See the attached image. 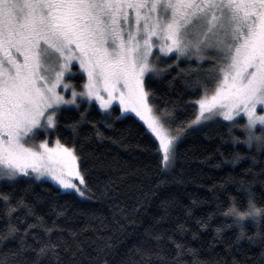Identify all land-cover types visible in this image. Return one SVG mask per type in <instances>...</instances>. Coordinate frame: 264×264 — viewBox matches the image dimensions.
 <instances>
[{
	"label": "snow or ice",
	"instance_id": "obj_1",
	"mask_svg": "<svg viewBox=\"0 0 264 264\" xmlns=\"http://www.w3.org/2000/svg\"><path fill=\"white\" fill-rule=\"evenodd\" d=\"M154 49L159 54L156 59L174 56L176 67L181 57L190 55L214 65L190 70L204 72V79L193 85L204 94L193 105H198V114L184 128L175 129V135L153 115L149 103L152 93L146 78L150 84L173 67H156L152 62ZM206 51L215 57H205L202 53ZM74 67L80 73L81 91L65 82L68 75H76ZM208 84L214 85L210 96ZM68 90L71 98L63 94ZM85 101L89 105L98 102L105 115H110L113 103H118L122 112L135 113L155 138L153 143L158 141L154 151L162 159L163 171L176 160L181 132L204 127L216 117L232 122L229 132L242 128L249 148L255 145L257 150L264 149V0H0V181L15 184L20 179L46 182L43 178H48L59 186L60 194L92 202L95 193L89 183L95 165L93 169L87 166L88 160L81 155L83 145L78 149L75 143L81 124H92L87 120V109L80 112L79 120L67 125L74 136L71 146L59 139L52 147L47 139L37 141L42 133L59 128L65 106L79 109ZM242 114L244 124L236 120ZM95 135L102 137L99 130ZM238 140L233 137V142ZM240 159L237 153L231 163ZM252 161L257 162L255 157ZM112 190L111 182L105 184L102 196ZM247 192L248 205L255 201V194L250 185ZM0 200L8 220L0 231V243L19 236V248L13 254L16 260L31 251L35 253L31 264H41L44 259L50 264H109V258L111 264H137L122 261L111 238L86 252L79 236L88 229L74 231L57 222L70 220L67 208L57 211L54 206L56 219L50 226L45 227L44 218L36 216L37 223L21 231L12 223L13 213L26 208L28 215L35 216L33 208L23 197L13 207L11 193L0 192ZM119 211L134 223L127 209ZM138 211L132 209L133 213ZM234 212L229 207L225 215ZM254 223L256 231L247 238L262 246L260 260L264 261V225ZM233 225L240 227L237 240L243 238L245 225L239 220ZM33 228L41 229L43 237L32 233ZM221 230L216 229L217 233ZM114 231L126 236L123 226ZM177 231L183 233L185 229L178 226ZM29 235L33 244L27 242ZM150 238L156 248L134 249L139 264H153V260L157 264H184L185 254L193 256L191 264H209L197 258V250L172 237L169 240L176 251L167 257L159 246L162 236ZM0 264H7V257H0ZM233 264L240 261L233 258Z\"/></svg>",
	"mask_w": 264,
	"mask_h": 264
},
{
	"label": "trees",
	"instance_id": "obj_2",
	"mask_svg": "<svg viewBox=\"0 0 264 264\" xmlns=\"http://www.w3.org/2000/svg\"><path fill=\"white\" fill-rule=\"evenodd\" d=\"M206 57H215V54L211 52ZM160 64L162 66L158 68L161 69L169 65L173 67L150 84L146 78V87L152 93L149 101L154 112L161 119L165 118L166 125L176 134L175 129L184 128L198 114V107L193 105L204 94V90L193 87L196 80L204 79V72L190 70L209 69L214 65L208 60L198 61L195 55L181 57L178 67L175 66L174 56L162 57ZM73 71L76 75L72 76V81L77 89H81L80 73L76 67ZM206 91L207 94L212 93L214 85L208 84ZM85 109L87 120L92 124H81L75 143L78 149L83 145L81 155L88 160L87 166L93 169L95 165L93 180L89 183L95 193L92 202H81L79 198L62 195L58 187L48 180L20 179L15 184L1 182L0 192L11 193L13 207L23 197L35 212V216H31L26 208H18L13 213L12 223L21 231L29 224H36V216L44 218L45 227L50 226L56 219L53 213L55 206L57 211L67 208L70 220L57 221L62 227L74 231L88 229L79 236L86 252L111 238L110 242L116 245L122 261L139 264L134 249L156 248L150 237L159 234L162 236L159 246L167 257L173 256L176 251L169 240L172 237L186 248L197 250V258L207 260L209 264H233V258L240 264H264L260 260L262 246L253 244L247 238L256 231L255 223L247 221L245 236L237 240L240 228L233 225L232 217L225 215L233 200L242 209L247 206L249 185L255 194V201L264 205V172L261 171L264 169V149L257 150L255 145L249 148L244 143L246 134L242 128H232L229 132L232 122L215 119V122L196 130L185 129L181 132L182 139L177 145L174 164L163 171L162 159L154 151L158 141L153 143L155 138L135 116H121L117 105L112 106L110 115H105L95 104H82L79 109L66 108L59 116L60 126L54 130L52 139L71 146L74 136L67 125L79 120L80 112ZM236 120L240 124L246 123L242 116ZM97 130L102 137L95 135ZM233 137L239 140L233 142ZM237 153L242 159L233 164L231 161ZM252 157L256 158L255 164ZM248 169L251 171H246ZM109 182L113 190L104 197V186ZM25 189H28L27 194ZM99 199L104 202H98ZM133 208L139 211L133 213ZM120 209H127L126 214L134 223L125 220ZM5 211L6 207L0 200V231L8 223ZM197 221L207 226L200 227ZM261 224L264 225V222ZM120 226H123L126 236L114 231ZM178 226H183L185 231H177ZM217 228L222 230L217 233ZM31 232L43 237L39 228H33ZM27 242L33 244L31 235ZM18 248L19 236L9 238L0 243V257H7V264H31L35 259V253L31 251L19 260L13 258ZM192 260L191 254L183 257L184 264H191ZM41 264H50V261L44 259ZM153 264L157 262L153 260Z\"/></svg>",
	"mask_w": 264,
	"mask_h": 264
},
{
	"label": "rangeland",
	"instance_id": "obj_3",
	"mask_svg": "<svg viewBox=\"0 0 264 264\" xmlns=\"http://www.w3.org/2000/svg\"><path fill=\"white\" fill-rule=\"evenodd\" d=\"M210 53H211V51H206V52H204V53H202V54L206 57V56H208ZM212 53H213V52H212ZM213 54H215V53H213ZM157 55H159V54H158V51H157L156 49H154V50H153V58H152V62L156 65V67H158V66H162V65L160 64V61L162 60V57H164V56H163V55H160V58H159V59H156ZM215 55H216V54H215ZM192 56H194V55H192ZM76 67H78V66H76ZM73 72H74V71H73ZM72 76H73V75H68V76L66 77L65 82L68 83V84H70V85H75V83L72 81ZM76 90H77V91H81L82 89H77V88H76ZM63 94H64L65 98H71V91H70V90H68V91H63ZM211 94H212V93H210V94H208V95L210 96ZM79 99H80V98H78V101H79ZM149 103H150V101H149ZM82 104H87V105H89L86 101L83 102V103H81V105H82ZM92 104H95L96 107H97L99 110H101V111L103 112V110L100 109L98 102L93 101ZM114 105H117V106L120 108V106H119L118 103H113V106H114ZM150 105H151V104H150ZM69 107H74V106H65V108H69ZM197 107H198V105H197ZM120 110H121V109H120ZM127 114H131V115L135 116L138 120H140V118H139L138 116H136L135 113H132V112H127V113H125V112H122V111H121V116H124V115H127ZM153 115L159 117V116L154 112V110H153ZM241 116L244 117L243 114H242ZM159 118L161 119V117H159ZM244 118L246 119V117H244ZM215 119H222V120H224L223 117H216ZM140 121H141V120H140ZM161 121H162V123L164 124L165 128L168 129V131L170 132V134L175 135L174 133H172L171 129L166 125L165 118L162 117ZM141 122L144 124L143 121H141ZM144 126H145L146 129H147V126H146L145 124H144ZM257 127L260 128L259 125H258ZM147 130H148V129H147ZM148 131H149V130H148ZM53 132H54V131L49 132L47 135H45V134L42 133V134L37 138V141H43V140L47 139V140H48V143H49V146H50V147L54 146L55 141H56V138H53V139H52ZM149 132H150V131H149ZM150 133H151V132H150ZM181 139H182V134H180V139L178 140L177 145H178V143L181 141ZM43 179L52 182V181H51L50 179H48V178H43ZM1 182H6V181H0V183H1ZM52 183L54 184V182H52ZM54 185H55V184H54ZM56 186L59 187L58 185H56Z\"/></svg>",
	"mask_w": 264,
	"mask_h": 264
},
{
	"label": "clouds",
	"instance_id": "obj_4",
	"mask_svg": "<svg viewBox=\"0 0 264 264\" xmlns=\"http://www.w3.org/2000/svg\"><path fill=\"white\" fill-rule=\"evenodd\" d=\"M230 207L235 209V212L229 215L232 217V221L239 220L244 225L249 220L253 222L259 221L260 223L264 222V205H260L256 201H250L243 209L237 204L231 205Z\"/></svg>",
	"mask_w": 264,
	"mask_h": 264
}]
</instances>
